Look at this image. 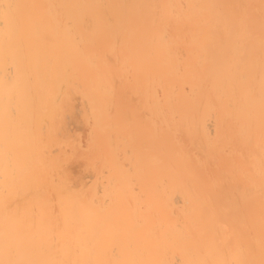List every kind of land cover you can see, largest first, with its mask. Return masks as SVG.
Here are the masks:
<instances>
[{
  "label": "bare ground",
  "instance_id": "1",
  "mask_svg": "<svg viewBox=\"0 0 264 264\" xmlns=\"http://www.w3.org/2000/svg\"><path fill=\"white\" fill-rule=\"evenodd\" d=\"M261 2L232 7L249 24ZM216 12L223 0H0V191L93 159L90 264H264V86L241 105L218 78L241 56L211 51ZM231 107L257 121L232 128Z\"/></svg>",
  "mask_w": 264,
  "mask_h": 264
},
{
  "label": "rangeland",
  "instance_id": "2",
  "mask_svg": "<svg viewBox=\"0 0 264 264\" xmlns=\"http://www.w3.org/2000/svg\"><path fill=\"white\" fill-rule=\"evenodd\" d=\"M239 0H223L225 12H217L202 28L219 34L214 37L211 51L231 49L241 56L228 58L218 73V78L234 83L239 91L235 96L241 105L256 94L253 84L264 86V72H250L245 65L247 59L252 64L264 63V15L262 18L245 24L238 7H232ZM264 8V0H261ZM247 2V0H244ZM235 28L234 32L231 30ZM249 50L257 51L259 56L245 57ZM245 77H249L245 84ZM233 86V85H232ZM241 86H246L242 89ZM204 84H196L193 89L200 91ZM232 87L226 91L230 94ZM196 93V92H195ZM253 100V99H252ZM249 107V106H248ZM232 128L252 126L257 118L249 117L247 110L232 108ZM250 110L260 111L259 105ZM241 114L242 116H237ZM65 147L48 148L50 157L61 155ZM171 149L160 147L157 156L170 153ZM68 161L58 166L47 165L46 171H53V177H45L35 183L22 197L16 199V188L8 187L0 191V264H90V249L97 236L91 233L94 220V204L91 186L85 173L94 168L93 159L85 158ZM86 161L87 166L82 163ZM15 201H20L16 203Z\"/></svg>",
  "mask_w": 264,
  "mask_h": 264
}]
</instances>
